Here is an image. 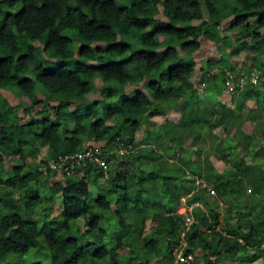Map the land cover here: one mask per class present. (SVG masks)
I'll return each mask as SVG.
<instances>
[{"label": "trees", "instance_id": "trees-1", "mask_svg": "<svg viewBox=\"0 0 264 264\" xmlns=\"http://www.w3.org/2000/svg\"><path fill=\"white\" fill-rule=\"evenodd\" d=\"M258 259L264 0H0V264Z\"/></svg>", "mask_w": 264, "mask_h": 264}, {"label": "rangeland", "instance_id": "rangeland-1", "mask_svg": "<svg viewBox=\"0 0 264 264\" xmlns=\"http://www.w3.org/2000/svg\"><path fill=\"white\" fill-rule=\"evenodd\" d=\"M236 38V35L235 34H233L232 36H230V41H234V39ZM210 56H212L213 57V59L214 60H217L218 58H219V56H220V54H219V50H218V46H217V44H215L214 42H212V41H208L205 45H204V48L201 50V51H199V52H196V53H193V56H192V58H194V60H196L197 62H196V69H198V67H199V65H200V63H199V61H200V58H202V57H204V58H207V57H210ZM241 58H232L231 60H230V62H231V64H234V61H235V59H237L239 62L242 60V58L244 59L245 58V54L243 53V54H241ZM248 64V63H247ZM197 70H196V77H197ZM196 87H199V86H196ZM201 88H202V86H201ZM199 90H200V88H198ZM225 91H226V89H225ZM227 92V91H226ZM222 98V97H221ZM224 98V102L225 103H229V99L228 98H226V97H223ZM175 111H176V109H174L173 111L172 110H168V111H166V114L164 115V116H152V117H149L147 120H146V123L142 126V129H141V134L140 135H137V140H139L141 137H142V135H143V131H145L146 129H150L153 133H155L156 132V124H160V123H162L163 121H165V119L166 118H169V119H174L175 118ZM248 128H249V125H248ZM216 133H222V129H220V128H216L215 130H214ZM205 138H202V143H199L198 145H197V147L199 148V149H203V147H204V144H205ZM151 142V141H150ZM203 151V150H202ZM238 154H241V152L240 151H238ZM202 155H204V153H202ZM15 161V160H14ZM174 160L173 159H171L170 160V164H168V165H171V163L173 162ZM219 164H221L220 162H219ZM191 189H192V192H191V194H193V192L196 190V185H194V184H192L191 185ZM190 194V195H191ZM194 202V204H196L197 203V201H193ZM231 202V200H226V199H223V200H214V201H212V205H214V206H218V209L219 210H223V207L224 206H227L229 203ZM57 211H58V209H57ZM229 221H231V222H234V219H230ZM81 223V222H80ZM125 249V248H124ZM123 249V251H125ZM122 251V250H121ZM177 253V252H176ZM258 261H261L260 259H258V260H256L255 262H254V264H257L258 263Z\"/></svg>", "mask_w": 264, "mask_h": 264}, {"label": "built area", "instance_id": "built-area-1", "mask_svg": "<svg viewBox=\"0 0 264 264\" xmlns=\"http://www.w3.org/2000/svg\"><path fill=\"white\" fill-rule=\"evenodd\" d=\"M93 155V152L91 150H87L86 152H82V153H77L75 154V157L79 160L80 158L84 159V157H91ZM191 258V255H187V258L185 259H190ZM183 259V260H185Z\"/></svg>", "mask_w": 264, "mask_h": 264}, {"label": "clouds", "instance_id": "clouds-1", "mask_svg": "<svg viewBox=\"0 0 264 264\" xmlns=\"http://www.w3.org/2000/svg\"><path fill=\"white\" fill-rule=\"evenodd\" d=\"M77 153H82V152H76L75 154H77ZM75 154H73V156L75 157ZM65 157H66V155L63 157V158H60V160H63L64 162H65ZM76 158V157H75ZM78 159L76 158V161H77ZM57 166H60V165H58L57 164ZM204 185H205V183H203ZM191 258H192V256H191ZM190 258V259H191Z\"/></svg>", "mask_w": 264, "mask_h": 264}]
</instances>
